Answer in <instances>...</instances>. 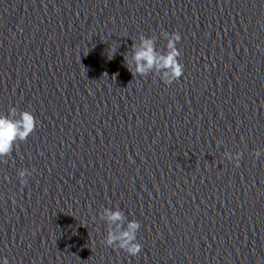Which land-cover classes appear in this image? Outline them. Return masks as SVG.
<instances>
[{"label": "clouds", "instance_id": "9594fccd", "mask_svg": "<svg viewBox=\"0 0 264 264\" xmlns=\"http://www.w3.org/2000/svg\"><path fill=\"white\" fill-rule=\"evenodd\" d=\"M161 35L167 40L165 52L157 50L155 36L146 37L141 34L138 37L139 43L133 42L131 45V55H124L125 66L133 79L154 73L165 85H171L183 76L184 65L179 60L182 53L176 46L181 40L180 34L162 32ZM37 126L38 121L28 110L18 113L17 108L12 107L8 115H0V160L10 156L17 142L26 141ZM254 155L259 158L262 153L256 151ZM224 156L238 167L242 154L240 152L232 154L226 151ZM18 175L23 185L27 183V177L31 173L27 169H22ZM100 219L108 226L107 234L102 241L104 245L114 250L121 249L133 257L141 252L142 245L137 241V233L141 225L137 220L127 221L125 227L126 217L119 207L115 210L104 208ZM3 264H9L7 258L4 259Z\"/></svg>", "mask_w": 264, "mask_h": 264}]
</instances>
